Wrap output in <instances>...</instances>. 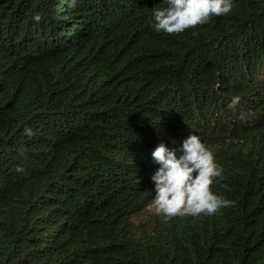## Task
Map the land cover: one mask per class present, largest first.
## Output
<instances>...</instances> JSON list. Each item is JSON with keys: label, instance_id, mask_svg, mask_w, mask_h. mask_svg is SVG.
Here are the masks:
<instances>
[{"label": "trees", "instance_id": "trees-1", "mask_svg": "<svg viewBox=\"0 0 264 264\" xmlns=\"http://www.w3.org/2000/svg\"><path fill=\"white\" fill-rule=\"evenodd\" d=\"M165 6L0 0V264H264V0L180 34ZM192 134L234 204L136 222Z\"/></svg>", "mask_w": 264, "mask_h": 264}, {"label": "clouds", "instance_id": "clouds-1", "mask_svg": "<svg viewBox=\"0 0 264 264\" xmlns=\"http://www.w3.org/2000/svg\"><path fill=\"white\" fill-rule=\"evenodd\" d=\"M165 4L152 9V27L166 34H180L233 9V0H165ZM33 18L37 22L41 19L39 14ZM239 101L240 97L234 96L229 107L235 108ZM240 118L245 119L243 113ZM152 157L159 165L151 177L157 214L166 219L213 215L234 204L212 190L215 182L224 179L223 167L198 135L192 134L183 141L179 156L161 143Z\"/></svg>", "mask_w": 264, "mask_h": 264}, {"label": "rangeland", "instance_id": "rangeland-1", "mask_svg": "<svg viewBox=\"0 0 264 264\" xmlns=\"http://www.w3.org/2000/svg\"><path fill=\"white\" fill-rule=\"evenodd\" d=\"M157 213L156 211V205L153 203L151 204L147 209L146 211L141 214L140 216L136 217L135 218V221L138 222V221H142L144 220L146 217H148L149 215H152V214H155Z\"/></svg>", "mask_w": 264, "mask_h": 264}]
</instances>
